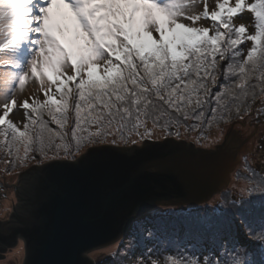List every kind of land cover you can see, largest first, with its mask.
Wrapping results in <instances>:
<instances>
[{
  "label": "snow or ice",
  "instance_id": "6c2138e0",
  "mask_svg": "<svg viewBox=\"0 0 264 264\" xmlns=\"http://www.w3.org/2000/svg\"><path fill=\"white\" fill-rule=\"evenodd\" d=\"M28 83L39 95L18 101ZM254 107L264 118V0H0V150L25 169L17 183L181 127L226 140L221 125ZM249 172L222 210L189 213L183 235L166 221L184 210L139 220L135 264H264V174Z\"/></svg>",
  "mask_w": 264,
  "mask_h": 264
},
{
  "label": "water",
  "instance_id": "95a60500",
  "mask_svg": "<svg viewBox=\"0 0 264 264\" xmlns=\"http://www.w3.org/2000/svg\"><path fill=\"white\" fill-rule=\"evenodd\" d=\"M232 137L209 148L183 137L187 143L145 141L149 147L136 152L119 149L141 144H118L83 167L32 173L16 209L0 221V254L22 240L21 264H95L88 254L118 242L141 215L158 206L200 205L223 192L239 149L249 146H232Z\"/></svg>",
  "mask_w": 264,
  "mask_h": 264
},
{
  "label": "rangeland",
  "instance_id": "374dc122",
  "mask_svg": "<svg viewBox=\"0 0 264 264\" xmlns=\"http://www.w3.org/2000/svg\"><path fill=\"white\" fill-rule=\"evenodd\" d=\"M36 89H37V85L35 83L26 84L25 90L22 93L20 92L17 93L18 101L27 98L29 94H33L34 92H36ZM36 94L39 95L38 92H36ZM41 99H43V97ZM11 119L13 121H22L23 120V110L22 109L15 110L14 113L11 115ZM44 119L47 120L48 117L45 115ZM196 123H199V122H196ZM51 125L52 124H50V127ZM221 127L225 129L224 135L227 138L233 135L234 133H236L237 137H232V146H239V141H247L249 145V146L241 147L239 149L238 159H240V161L238 164V168H235V170L232 171V173L230 174V181L226 188L228 194L223 196V198L228 201V199L230 198V195L234 196L233 186L236 184L244 183L245 182L244 177L250 175L249 168L256 170V168L258 167L257 164L259 163L260 165L259 168H261V170L264 172V167H261V166H264V118L257 117V114L255 112V107H254L252 116L250 118L246 117L242 123L237 122L232 125H221ZM180 130L183 132L181 133L180 137L188 139L194 143L197 142V144L203 147H206V148L214 147V146L224 143V139L219 138L221 134L216 130L214 126L203 127V128L198 127L195 130H189V131H185L184 127H181ZM196 134H198V140L195 139ZM171 138H175V136H172V137L159 136V137L154 138L151 141L155 142V141L171 139ZM251 142H252V145H251ZM245 157L247 159H245ZM10 159H11L10 157H7L4 154V152L0 150V217L3 219H6L9 217V215L11 214L10 209H13V208L16 209L17 201L19 199L18 197L20 196L22 187L29 188L31 185V180L27 181V177H25L21 183H17V179H16L17 173L23 172L25 171V169L11 168L9 164L5 163L6 160H10ZM247 164L250 165L249 168L246 167ZM236 170L241 171L240 180H237L236 178L233 179ZM26 183H27V186H26ZM229 190H231L232 193H230ZM217 199L218 197L215 195L211 199L206 201L205 205H207V210H208L209 215H212L211 208L213 206H219V209L221 210L224 208V205L222 204L221 200L220 199L217 200ZM5 202H7V207H4ZM218 204H220L221 206ZM205 205L202 208V211H200L201 213L205 211ZM163 207L165 208V207H171V206H163ZM240 240L241 238H239V241ZM114 244L110 245L109 247L107 246V248H101L99 250H94L90 252L89 254L93 255L94 263L95 264H112L113 261H116V257L120 259L119 255H123V256L126 255L127 259L122 260L123 264L132 263V261L129 259V254H128L129 249L128 248L124 249V246L122 245V247L120 248L117 247L114 253V250L113 251L111 250ZM15 248H12V249H15ZM12 249H10V251L7 253L8 257H4L2 261H0V264H21L22 263L23 251H21L22 254H20V257L19 256L17 257L13 255V253L11 255L9 254ZM110 255H113L114 257H111L112 259L106 260L107 257ZM114 264H120V261Z\"/></svg>",
  "mask_w": 264,
  "mask_h": 264
},
{
  "label": "trees",
  "instance_id": "16d2710c",
  "mask_svg": "<svg viewBox=\"0 0 264 264\" xmlns=\"http://www.w3.org/2000/svg\"><path fill=\"white\" fill-rule=\"evenodd\" d=\"M249 46H250V42H249ZM255 82V81H254ZM257 102H259V101H257ZM196 123V122H195ZM50 126V125H49ZM51 127L52 128H56V125H54V124H52L51 125ZM180 132L181 133H183L181 130H180ZM195 139L196 140H198V134H196V136H195ZM179 140H182V139H179ZM194 144V143H193ZM196 144H197V142H196ZM251 145H252V142H251ZM197 146H198V144H197ZM244 160V159H243ZM247 163V162H246ZM256 163H257V161H256ZM245 164V163H244ZM249 166L250 165H246V167H248L249 168ZM257 168H259L260 167V165H259V163L257 164ZM261 167H264V166H261ZM256 168V173H257V176L259 177V175H262V174H264V172L261 170V168H259V169H257ZM236 172H240V174H241V171H239V170H236ZM235 172V173H236ZM234 178H236L235 177V175H234V177H233V179ZM229 192L230 193H232V191L231 190H229ZM226 194H228V192H227V190L226 191H224V192H222L221 194H219V195H217V197H218V199H220L221 200V202H222V204L224 205V207H225V202L227 201L226 199H224L223 198V196L224 195H226ZM234 198V196H232V195H230V198L228 199V200H231V199H233ZM217 199V200H218ZM221 202H220V204H221ZM220 204H218V205H220ZM205 205V204H204ZM204 205H202V206H198V207H183V208H175V209H177V210H184V215L183 216H176V217H173V218H170L169 220H168V222L166 221V224L168 225V227H169V230H171V228L174 226L175 228H178L179 229V231H180V234L181 235H183V233H184V227H185V221L189 218V213H191L193 216L196 214V212L197 211H202V208L204 207ZM221 206V205H220ZM157 209H161V210H163L164 208H157ZM156 210V209H155ZM155 210H153V211H151V212H148V213H146V214H144V215H142L141 217H139L138 219H136V220H134V222L130 225V227L128 228V232H126V234H125V236L120 240V241H123V243H116V244H114L113 245V247H112V251L114 250V253H115V250H116V248L117 247H122V245L124 246V249L126 248L125 246L128 244V242H129V234H130V232L135 228V226H136V224H137V222L139 221V220H143L144 218H150V219H152V220H156L157 219V217H156V215H155ZM203 230L202 229H194L193 230V234L194 235H196V234H198V233H200V232H202ZM210 233H205V235H209ZM239 238H241V240H240V242L241 243H250L249 241H247L246 240V238L244 237V235H243V233L242 232H240L238 235H237V239L239 240ZM119 241V242H120ZM150 244L151 243H154V242H149ZM115 246V247H114ZM139 251H140V249H137L136 250V252H135V254H133V252L129 249L128 250V254H129V259L132 261V263H130V264H135V261H136V256L139 254ZM127 254V255H128ZM111 257H114L113 255H110V256H108L107 257V259L106 260H108V259H112ZM119 257H120V259L118 258V257H116V261H113L112 262V264H114V263H117V262H119L120 261V264H123L122 263V260L123 259H127L126 258V255L125 256H123V255H119Z\"/></svg>",
  "mask_w": 264,
  "mask_h": 264
},
{
  "label": "bare ground",
  "instance_id": "6f19581e",
  "mask_svg": "<svg viewBox=\"0 0 264 264\" xmlns=\"http://www.w3.org/2000/svg\"><path fill=\"white\" fill-rule=\"evenodd\" d=\"M4 207H7V202H5L4 203ZM1 212H2V210H1ZM20 242V241H19ZM18 245H19V243L17 244V247L15 248V249H12L11 250V252L9 253L10 255L13 253V255H15V256H19L20 257V254H22V252L21 251H23V247H18ZM109 247V246H108ZM105 248H107V247H105ZM112 249V248H111ZM10 251V250H9ZM8 251V252H9ZM88 255H90V254H88Z\"/></svg>",
  "mask_w": 264,
  "mask_h": 264
},
{
  "label": "flooded vegetation",
  "instance_id": "af4514ba",
  "mask_svg": "<svg viewBox=\"0 0 264 264\" xmlns=\"http://www.w3.org/2000/svg\"><path fill=\"white\" fill-rule=\"evenodd\" d=\"M1 254H2V255H1ZM1 254H0V257H1V256L8 257V254H7V255H6V254H3V253H1Z\"/></svg>",
  "mask_w": 264,
  "mask_h": 264
}]
</instances>
